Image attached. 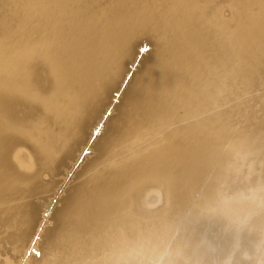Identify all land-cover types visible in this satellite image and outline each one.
Listing matches in <instances>:
<instances>
[{"label": "bare ground", "instance_id": "6f19581e", "mask_svg": "<svg viewBox=\"0 0 264 264\" xmlns=\"http://www.w3.org/2000/svg\"><path fill=\"white\" fill-rule=\"evenodd\" d=\"M0 264H264V0H0Z\"/></svg>", "mask_w": 264, "mask_h": 264}, {"label": "snow or ice", "instance_id": "6c2138e0", "mask_svg": "<svg viewBox=\"0 0 264 264\" xmlns=\"http://www.w3.org/2000/svg\"><path fill=\"white\" fill-rule=\"evenodd\" d=\"M144 51H146L147 49H143Z\"/></svg>", "mask_w": 264, "mask_h": 264}, {"label": "rangeland", "instance_id": "374dc122", "mask_svg": "<svg viewBox=\"0 0 264 264\" xmlns=\"http://www.w3.org/2000/svg\"><path fill=\"white\" fill-rule=\"evenodd\" d=\"M147 49V48H146ZM148 50V49H147ZM108 115V114H107ZM47 215V214H46Z\"/></svg>", "mask_w": 264, "mask_h": 264}]
</instances>
